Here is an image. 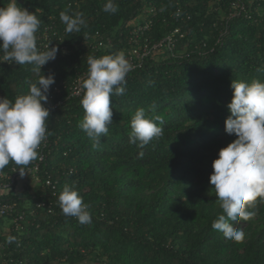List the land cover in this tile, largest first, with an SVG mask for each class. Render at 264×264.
Masks as SVG:
<instances>
[{
    "label": "trees",
    "instance_id": "trees-1",
    "mask_svg": "<svg viewBox=\"0 0 264 264\" xmlns=\"http://www.w3.org/2000/svg\"><path fill=\"white\" fill-rule=\"evenodd\" d=\"M229 1L114 0L118 10L111 14L103 11L107 0H17L41 25L65 27L61 12L83 13L86 21L79 32H66L50 46L59 49L56 59L39 73L54 74L49 94L53 86L69 85L77 72L87 70L89 55L127 49L126 23L149 6L156 14L141 40L147 37L155 43L175 27L186 34L172 51L148 54L127 75L125 94L111 97L112 124L99 148H93L78 126L84 117L82 96L50 110L46 157L25 167L38 163L40 181L28 182L23 193L9 190L0 195V202H15L17 211L28 212L44 201L52 203L53 211L27 214L31 223L21 233L6 231L10 217H0V261L10 254L21 264H264V202L258 199L250 209L256 212L252 219L230 221L245 233L240 242L226 239L211 226L222 214L209 180L212 162L236 139L225 132L231 82H264V0L251 8V18L230 19L227 33L216 43ZM7 3L0 0V6ZM177 8L186 15L183 19L173 16ZM95 31L110 35L111 45L87 51L73 45ZM62 45L68 48L65 54ZM37 79L32 65H3L0 97L14 101ZM66 94L63 89L62 98ZM138 108L150 119L163 120L162 125L157 121L163 136L143 149L129 143L130 120ZM17 170L10 163L0 171V182H8ZM25 176L31 177L29 172ZM46 180L54 188L46 187ZM65 184L74 185L89 205L90 224L62 213L58 197ZM9 236H15L12 243Z\"/></svg>",
    "mask_w": 264,
    "mask_h": 264
},
{
    "label": "clouds",
    "instance_id": "clouds-1",
    "mask_svg": "<svg viewBox=\"0 0 264 264\" xmlns=\"http://www.w3.org/2000/svg\"><path fill=\"white\" fill-rule=\"evenodd\" d=\"M117 10L114 0H107L103 7L104 12L111 14ZM180 14L176 12L177 17ZM60 20L68 33L79 32L86 26L83 13L70 16L61 12ZM40 25L38 16L18 6L17 0H8L5 6H0L3 61L32 65L38 76L36 81L29 83L28 92L14 101L0 97V171L14 163L21 177L25 175V167L38 158V148L51 134L47 120L50 109L44 105L55 77L52 73L47 76L39 73L49 61L56 59L59 49L49 45L42 51L38 49L36 33ZM133 70L122 51L99 58L87 57V73L79 82L78 93H82L80 103L84 117L78 126L93 141L94 149L99 148L101 137L108 134V125L112 124L111 97L125 94L126 77ZM230 87L233 95L227 105L230 115L225 120V132L234 134L236 139L221 148L212 162L209 180L222 214L211 226L226 239L240 242L245 233L230 221L252 219L256 212L250 209L255 208L258 199L264 202V82L232 80ZM157 121L163 124L159 116L150 119L143 108H138L130 120L129 143L143 149L159 140L163 128ZM143 155V151L138 153L140 158ZM58 200L65 216L75 217L81 224L92 222L89 205L84 203L74 185L65 184ZM14 240L15 237H8V243Z\"/></svg>",
    "mask_w": 264,
    "mask_h": 264
},
{
    "label": "built area",
    "instance_id": "built-area-1",
    "mask_svg": "<svg viewBox=\"0 0 264 264\" xmlns=\"http://www.w3.org/2000/svg\"><path fill=\"white\" fill-rule=\"evenodd\" d=\"M255 2L257 3V0ZM255 2L254 0H250L249 4L247 5L243 0L229 1V9L228 14L226 16V21L224 22L225 24L222 25V28L218 30L219 37L217 38L216 43H218L221 37L227 33V22L230 19H233L234 17L240 15H244L248 18H251V8L254 7V9H256L258 6V3L256 6H253V3ZM177 11L181 13V9L177 8L175 10V13L173 14L176 20L183 19V17L186 16H181L180 14L179 17H177ZM155 14L156 8L154 6H149L148 8H145L142 12H140L137 17L129 20L125 25V27L128 29L127 44L129 45V47L121 51L125 54L126 58L133 65L134 68L140 66L144 58L152 52H157L159 50H162L163 48L172 51L177 41L183 38L186 34V32L182 31L180 27H175L172 31L164 35V37H162L159 41L155 43L150 44L147 37H144L143 40H141L146 30L150 27L152 23V17L155 16ZM65 28L66 26L57 27L54 22L44 23L40 25L39 30L36 33L38 49L43 50L46 48L47 45H49L50 47L56 41H61L62 36L66 34ZM77 44L79 47H83L86 51L89 49H105L108 45H111V36L105 33L102 34L99 31H95L92 34L85 36L84 39H82L80 42H74L73 45ZM60 50L63 54L68 52V48L65 45H62ZM106 54L109 53H105L103 55ZM103 55L98 56L97 58L102 57ZM3 56L4 53L0 54V68L3 65H10V62L3 61ZM86 73L87 70L77 72L69 85H67L65 82H62L59 86H53L51 93L49 94V100L51 99V102L47 103L46 107L50 110L55 109L59 105H61L65 99L81 97L82 93L78 94L79 82L86 77ZM63 89H66L67 94L62 98ZM47 142L48 138L46 137L45 141H43L40 147L38 148L39 153L37 160L39 163L42 162L46 157L45 149L47 146ZM28 172L30 173L31 180L35 184L40 181V178L38 176V163L34 164L30 169L25 170V174ZM17 174H19V171H14V174L7 177V179L9 180L8 182H0V191L10 188L11 183L14 181ZM44 185L46 187L54 188V184L50 180H46ZM39 210H46V213H52L53 205L52 203L38 201L34 204L33 208H31L28 212H25L24 210L17 211L15 202H0V217H10V226L7 225V229L16 233H21L24 230L25 225L31 223L30 219L27 218V214L33 217L38 213ZM0 264H21V262L16 261L14 258L10 257V254H7V257L3 258L0 261Z\"/></svg>",
    "mask_w": 264,
    "mask_h": 264
},
{
    "label": "crops",
    "instance_id": "crops-1",
    "mask_svg": "<svg viewBox=\"0 0 264 264\" xmlns=\"http://www.w3.org/2000/svg\"><path fill=\"white\" fill-rule=\"evenodd\" d=\"M29 182V184H32V180L30 178H27L25 175L21 177L20 175H17L16 181L14 183V186L8 189H4L0 191V195L6 194L9 190L13 189L14 193H23L24 187ZM35 184V183H34Z\"/></svg>",
    "mask_w": 264,
    "mask_h": 264
},
{
    "label": "rangeland",
    "instance_id": "rangeland-1",
    "mask_svg": "<svg viewBox=\"0 0 264 264\" xmlns=\"http://www.w3.org/2000/svg\"><path fill=\"white\" fill-rule=\"evenodd\" d=\"M7 228H8L7 226L4 227V229H5L6 231L8 230Z\"/></svg>",
    "mask_w": 264,
    "mask_h": 264
}]
</instances>
